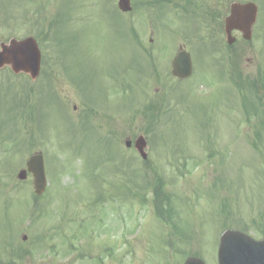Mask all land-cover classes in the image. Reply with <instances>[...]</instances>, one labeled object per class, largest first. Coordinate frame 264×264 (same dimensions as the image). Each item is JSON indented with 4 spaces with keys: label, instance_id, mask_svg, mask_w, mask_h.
Here are the masks:
<instances>
[{
    "label": "rangeland",
    "instance_id": "1",
    "mask_svg": "<svg viewBox=\"0 0 264 264\" xmlns=\"http://www.w3.org/2000/svg\"><path fill=\"white\" fill-rule=\"evenodd\" d=\"M24 1L0 0V42L36 36L43 62L34 81L0 70V264H217L223 231L264 238V0H238L258 14L230 48L222 29L201 35L200 9L217 1L221 26L236 0H130L123 16L116 0ZM188 1L199 11L180 14ZM179 44L193 67L180 82ZM139 134L145 161L124 146ZM37 151L40 197L16 179Z\"/></svg>",
    "mask_w": 264,
    "mask_h": 264
},
{
    "label": "water",
    "instance_id": "2",
    "mask_svg": "<svg viewBox=\"0 0 264 264\" xmlns=\"http://www.w3.org/2000/svg\"><path fill=\"white\" fill-rule=\"evenodd\" d=\"M117 4L122 11H129L131 8L129 0H118ZM255 17L256 6L253 3H232L230 14L224 20L227 42L231 43L234 40L231 36V31L234 29L241 31L245 39H250ZM39 62L40 53L32 38H26L22 41L11 39L6 44H0V68L8 65L13 72L29 73L31 78L34 79L38 74ZM190 73L189 55L180 52L172 62V74L183 78ZM125 145L130 146V141H126ZM134 147L142 158H146L144 152L146 143L142 136L135 139ZM27 171L33 175L35 193L41 194L44 191L46 181L43 160L40 154L29 157L26 161V170L22 169L18 172V179H25ZM218 261L219 264H264V241L254 242L241 233L224 232L220 238ZM184 264H200V262L195 259H188Z\"/></svg>",
    "mask_w": 264,
    "mask_h": 264
},
{
    "label": "flooded vegetation",
    "instance_id": "3",
    "mask_svg": "<svg viewBox=\"0 0 264 264\" xmlns=\"http://www.w3.org/2000/svg\"><path fill=\"white\" fill-rule=\"evenodd\" d=\"M216 5V1H213V7ZM212 17L215 19V17H216V14H212ZM217 29H219L218 27H217ZM213 35H217V32L215 31V30H213Z\"/></svg>",
    "mask_w": 264,
    "mask_h": 264
}]
</instances>
